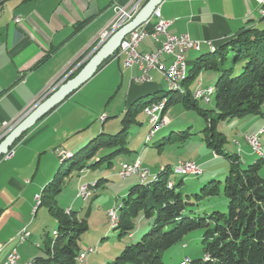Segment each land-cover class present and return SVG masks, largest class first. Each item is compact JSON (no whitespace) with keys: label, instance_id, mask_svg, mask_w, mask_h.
<instances>
[{"label":"crops","instance_id":"crops-1","mask_svg":"<svg viewBox=\"0 0 264 264\" xmlns=\"http://www.w3.org/2000/svg\"><path fill=\"white\" fill-rule=\"evenodd\" d=\"M127 1L7 0L0 7V129L3 123L15 126L86 65L102 46L99 35L114 18L113 6L126 5ZM157 8L161 18L170 22V34L187 35L202 43L200 51L187 54L190 63L195 53L209 51L206 43L219 47L244 28H261L263 21L253 0H163ZM157 47L145 38L137 50L151 53ZM160 60L165 65L171 62L167 55H161ZM140 74L136 65L125 67L123 57H111L23 133L11 147L13 155L9 159L0 158V264L12 250H16L20 264L33 260V249L24 245L35 232L31 228V215L37 214V207L33 212L34 197L56 173L63 155H72L95 133H104V128L116 127L115 121L108 122L110 118L117 119L136 99L166 84L154 70L149 73L150 82L137 83ZM200 85L201 80L196 87ZM263 120L264 103L261 114L247 120L252 127L244 135L259 132L263 136ZM98 121L101 130L95 126ZM233 145L242 163L257 156L248 145V149L237 141ZM261 153L264 157L262 144ZM187 161L197 163L201 169L204 164ZM22 229L29 232V237L17 242ZM39 246L38 242L34 245L37 251ZM23 250L27 254H22Z\"/></svg>","mask_w":264,"mask_h":264},{"label":"trees","instance_id":"trees-1","mask_svg":"<svg viewBox=\"0 0 264 264\" xmlns=\"http://www.w3.org/2000/svg\"><path fill=\"white\" fill-rule=\"evenodd\" d=\"M6 1L0 0V7ZM203 73L217 77L210 87L215 95L213 109L202 108L199 104L204 102L193 97L197 89L196 78ZM148 96L136 99L124 111L118 132H101L72 155L63 156L52 180L40 192L36 206H46L48 215L56 222V228L51 238H44L42 255L35 256L30 264H82L85 261V256L81 255L84 252L81 241L88 230L86 220L78 218L71 209L58 206V195L65 189L64 178L68 180L73 175L101 166L111 169L114 159L131 156L134 151L127 145L129 126L141 125L137 120L139 112L162 101L165 103L161 119L175 104L195 111L204 123L199 133L206 147L216 157L228 160V172L222 180H211L192 195L195 202L222 195L227 199L228 211L194 214L187 210L191 204L187 200L189 195L183 191V179L173 182L172 175H175L173 171L177 164L173 168L169 164L159 167L157 173L146 180L138 179L119 204L112 208L116 210L114 225L106 214L118 238L132 237L135 220L140 215L149 221L151 228L137 242L125 246L113 260L101 264H163V253L194 231L202 234V257L194 260L186 258L187 262L183 264H264V177L261 175L264 157L261 153L253 163H242L237 154L225 152L223 146L226 139L217 130L219 122L261 114L264 103V28H244L213 52L199 54L187 71L180 89L154 91L149 101L146 100ZM164 127L152 125L148 134L153 137ZM189 128L170 131L152 142V148L157 154H162L170 146H184L196 135L190 133ZM134 161L141 166L140 160ZM66 162H69V167L64 170ZM131 162L120 161L118 169L121 163ZM202 176L203 170L193 177ZM104 181L107 179L86 185L87 189L95 190ZM89 248L93 249H86Z\"/></svg>","mask_w":264,"mask_h":264},{"label":"rangeland","instance_id":"rangeland-1","mask_svg":"<svg viewBox=\"0 0 264 264\" xmlns=\"http://www.w3.org/2000/svg\"><path fill=\"white\" fill-rule=\"evenodd\" d=\"M261 28H264V20L262 21ZM199 54L200 52L195 53L191 63L190 61L188 62L186 72L191 68L192 63ZM93 55H91L86 61V64L93 57ZM82 68L77 69V71L72 73V75L75 76ZM200 80L201 85L198 86V89L205 90L214 85V83L217 81V77L210 73H203L196 78L195 83L197 84ZM155 90L167 92V90H169V86L168 84H165ZM151 98L152 93L146 98V100L149 101ZM214 98L215 95L212 93L210 96V103H200L199 105L202 108L213 109ZM165 115H167L164 116V121L167 117V121L164 125L166 127L158 130L152 137V134L149 135L148 133L153 125V122L149 121V118L146 117L145 111L139 112L137 115V120L141 123V125H130L128 130L130 134L128 136L127 145L128 148L134 152L131 156L114 159V165L111 169H105V167L101 166L98 169H89L88 171H83V173L79 175H73L68 180L64 178V181L66 182L65 189L58 195V206L64 209L69 208L76 214L78 218H83L86 220L88 230L82 237V250H85L88 247H92L95 250L93 254H86V259L82 262V264H101L103 262L113 260V258H115L125 246L137 242L141 236L151 228L149 221L140 215L135 220L134 229L131 232L132 237L124 236L122 238H118V233L116 231H112L111 229V224L106 216L107 214L109 217L107 211L112 209L114 206H117L122 198L127 194L129 187L138 182V177L136 175H132L126 180H121L118 177L117 169L118 163L120 161H132L134 159H139L141 166L147 168L150 171V177L157 173L160 166L169 164L173 168L176 165L175 163L177 160H181L179 162H186L187 160L202 162L204 163L202 166L203 176L200 178H196L191 175L182 177L180 176V173L175 171V168L173 171L175 173V175H172L173 182L177 183L182 178L183 191L186 195H189L187 200L191 205L187 206V210L192 211L194 214L210 213L216 210L224 213L228 211L227 199L222 195L202 199L198 202H195V199L192 196L193 194L198 193L200 188L207 182L211 180H222L227 174L229 168L228 160L223 157H213L212 150L206 147L205 142L202 139V135L199 133V131H201L204 126L202 119L196 114L195 111L185 110L179 104L171 106ZM121 117L122 115H120L117 119L110 118L108 122L115 121L116 127L104 128L103 132L107 134H115L118 132L121 127ZM252 117L253 116H247L241 119H233L218 123L217 130L221 132L226 139V142L223 146V149L226 153H235V147L233 145L234 141L240 143L241 147L244 149H248V144L246 143L247 145H244L242 139H244L246 136L244 134L249 132L250 128L252 127V124L247 122V120ZM169 122L172 123L170 124ZM168 124L170 125L167 126ZM95 126H98V130H101L99 121L96 122ZM188 127H190L188 131L196 135L191 137L189 142L184 146H170L162 154H157L156 150L152 148V142L157 141L162 136L168 135L170 131H183ZM91 129L93 128H90V130ZM98 134V132L95 133L90 139H88V141ZM259 138L261 141L260 145L262 144V149L264 150V135L260 136ZM257 158V156H253L248 160L247 164L253 163ZM195 164L198 165L197 163ZM65 167L66 168L64 170H67L69 167V162L65 163ZM261 175L264 177V169L261 171ZM52 176L49 180H46L42 184L38 195L44 186L52 180ZM100 179H107V181L102 182L98 187H96L95 190H88V187L85 186L92 185ZM81 186L85 187V191H89L86 195L87 200H83L80 198L81 196H79ZM89 193L91 195L90 197ZM35 205L36 202L34 201L33 206L35 207ZM31 218L34 223L31 228H33L35 232L33 233L31 239L25 243L24 247L33 249V254L31 253V257L34 258L35 256L42 255L44 249L43 240L44 238H51L52 231L56 228V222L53 221L48 215L46 206L38 207L37 214L35 215L32 213ZM201 239L202 234L200 231H194L188 234L183 238L182 241L163 253V264H183L184 262H187L186 258H188V260L201 258ZM16 241L19 242V239L17 238ZM36 242L40 244V250L38 251L34 247ZM22 254H27L26 250H23Z\"/></svg>","mask_w":264,"mask_h":264},{"label":"built area","instance_id":"built-area-1","mask_svg":"<svg viewBox=\"0 0 264 264\" xmlns=\"http://www.w3.org/2000/svg\"><path fill=\"white\" fill-rule=\"evenodd\" d=\"M148 0H128L126 5L115 4L113 6L114 18L107 29L103 30L99 35V46L103 45L104 42L110 38V36L121 28L123 25L128 23L142 8V6ZM257 6L259 14L264 18V0H253ZM154 18L152 22L151 19ZM18 19H15L17 22ZM169 21L161 18L158 8H155L150 18L129 32L121 41L118 50L116 51V57H123V65L125 67L138 66L141 74L135 79L137 83H147L151 81L149 75L150 71H156L166 81V84H173L176 75L181 74V67L187 63V54L189 52L200 51L201 42L191 40L187 35H173L168 32ZM145 38H150L158 47L155 52L146 53L139 52L137 47L140 42ZM207 47H213L210 43H206ZM115 52V53H116ZM161 55H167L171 58V62L165 65L161 60ZM197 97V96H194ZM207 103L205 100H201ZM157 104L145 111L147 118L153 117V111ZM167 118H165L164 124ZM161 125V126H164ZM160 126V127H161ZM14 127L8 123H3L0 129V141L7 135V133ZM259 132L248 134L244 137L246 143L249 144V148L253 154L259 156L260 150V138ZM13 155V151L10 148L1 158L9 159ZM64 156V155H63ZM182 168H188V174L191 171H201L200 167L194 162H178ZM150 171L143 166H134V160L132 166H126V168H119L117 171L118 177L121 180H125L132 175H136L138 179L143 180V174H148ZM89 191H85V195ZM84 200V197H80ZM36 202V198L34 197ZM107 212H112L113 209H109ZM29 237V232L26 229H22L18 233L19 242H24ZM2 245H0L1 251ZM93 249H85L81 255L86 257V254H92ZM2 264H20L19 256L16 250H12L8 255L4 263Z\"/></svg>","mask_w":264,"mask_h":264},{"label":"water","instance_id":"water-1","mask_svg":"<svg viewBox=\"0 0 264 264\" xmlns=\"http://www.w3.org/2000/svg\"><path fill=\"white\" fill-rule=\"evenodd\" d=\"M162 1L163 0H148L128 23L112 34V36L97 50L93 57L73 78L60 85L57 90L39 103L21 121L17 122L0 141V158L13 146L23 133L34 126L56 105L66 99L79 86L90 79L96 70L115 54L122 39L129 32L145 23L150 18L153 10L157 8Z\"/></svg>","mask_w":264,"mask_h":264},{"label":"bare ground","instance_id":"bare-ground-1","mask_svg":"<svg viewBox=\"0 0 264 264\" xmlns=\"http://www.w3.org/2000/svg\"><path fill=\"white\" fill-rule=\"evenodd\" d=\"M214 50H215V47H209V51L210 52H213ZM188 62L189 61L187 59V63L183 67H181V74L180 75H176V78H175L173 84H168L170 91L178 90V89L181 88V84L184 81V79L186 77V74H187L186 67L188 65ZM212 92H213L212 88H210V87L205 89V90L197 88L193 92V97L197 96V97H194V99L204 100V95H205V100L208 103L210 101V96L212 95ZM164 103H165V101L155 103L157 105L154 108L153 117L149 118V121L153 122V125L157 124L160 127L162 124H164V118L161 119V117H160ZM153 105L154 104L146 107L145 111L147 109L153 107ZM248 146H249V144H248ZM259 154H261V145H260ZM126 166H132V162L131 163H121L120 168H126ZM134 166H140V165H139L138 162L134 161ZM175 171L180 173L181 175H193V176H198V175H200L202 173V171H191L190 174H188V168H182L180 165H177L175 167ZM149 176H150V173L143 174V180H141V181L146 180ZM86 195H85V187H81L80 188V192H79V196L84 197V199H86L87 198ZM35 198H36V205H35V207L33 209V212L36 211L35 209H36V206L38 204V200H39L40 197H39V195H36ZM108 214H109L111 223L114 225L115 221H116V210L113 209V213L112 212H108ZM89 249H91V248H89Z\"/></svg>","mask_w":264,"mask_h":264}]
</instances>
